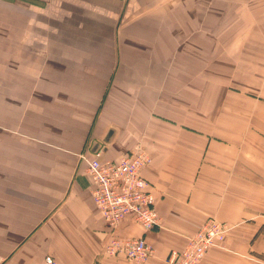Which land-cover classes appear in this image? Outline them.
<instances>
[{"label": "crops", "instance_id": "crops-1", "mask_svg": "<svg viewBox=\"0 0 264 264\" xmlns=\"http://www.w3.org/2000/svg\"><path fill=\"white\" fill-rule=\"evenodd\" d=\"M240 45L264 62V0H0V264H167L208 217L230 230L199 264H264V153H239L225 51L206 48ZM200 101L227 141L194 126ZM135 146L160 226L118 233L146 240L142 263L102 255L85 163Z\"/></svg>", "mask_w": 264, "mask_h": 264}, {"label": "built area", "instance_id": "built-area-1", "mask_svg": "<svg viewBox=\"0 0 264 264\" xmlns=\"http://www.w3.org/2000/svg\"><path fill=\"white\" fill-rule=\"evenodd\" d=\"M86 175L91 184V199L108 231L102 255L142 263L152 255V249L143 237L120 235V223L128 219L143 231L160 226L155 200L149 182L141 170L150 163L143 147L135 146L118 160H103L95 153L85 160ZM230 228L227 224L208 217L199 229L187 238L181 250H172L167 264H199L212 249H225ZM42 264H55L50 256Z\"/></svg>", "mask_w": 264, "mask_h": 264}, {"label": "rangeland", "instance_id": "rangeland-1", "mask_svg": "<svg viewBox=\"0 0 264 264\" xmlns=\"http://www.w3.org/2000/svg\"><path fill=\"white\" fill-rule=\"evenodd\" d=\"M247 36L248 31H240V37L246 38ZM206 48L208 53L214 51L215 55L216 51H225L223 66L230 67V70L226 72L224 79L225 90L228 92L224 95V101L231 103L236 94L239 96V125L235 126L233 131L234 137L235 130L239 136V153H264V62L262 57L256 61L249 60V55L253 53L254 48L257 53L258 49H263V47L240 45L238 47L207 46ZM231 52H233L234 59L238 60H233L232 54H226ZM209 65H215V62L209 61ZM231 69H233L232 72ZM231 73L233 79L230 78ZM254 73H262V75L255 76ZM209 81H213L212 77H209ZM201 102L203 101H200L199 104L193 102L192 120L196 123L194 126L199 127L201 123H204L208 126V134L213 139L227 141L226 133L232 135L231 130L222 134L219 129H216V133H212L211 129L216 125L215 110L209 108L208 104V116L204 117L200 110ZM229 128L231 129V126ZM191 132L199 133L194 129H191Z\"/></svg>", "mask_w": 264, "mask_h": 264}]
</instances>
